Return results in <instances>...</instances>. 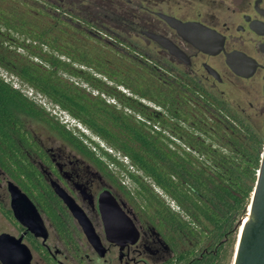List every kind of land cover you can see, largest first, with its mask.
<instances>
[{
  "label": "trees",
  "instance_id": "16d2710c",
  "mask_svg": "<svg viewBox=\"0 0 264 264\" xmlns=\"http://www.w3.org/2000/svg\"><path fill=\"white\" fill-rule=\"evenodd\" d=\"M89 26L68 22L45 0H0V70L65 111L127 165L90 140L100 150L96 155L84 134L74 135L0 75V169L62 240L75 243L79 233L68 227L72 218L46 203L52 191L30 159L36 143L14 112L17 105L85 158L106 169L116 166L131 182L120 190L172 253L160 264H232L264 136L228 101L193 80L163 84L153 66ZM117 173L111 169L108 175L119 185Z\"/></svg>",
  "mask_w": 264,
  "mask_h": 264
},
{
  "label": "flooded vegetation",
  "instance_id": "af4514ba",
  "mask_svg": "<svg viewBox=\"0 0 264 264\" xmlns=\"http://www.w3.org/2000/svg\"><path fill=\"white\" fill-rule=\"evenodd\" d=\"M45 1L60 11L68 22L90 24V32L94 35L146 66H153L163 84L189 79L206 89H216L226 82L234 83L238 93L228 102L256 134L264 136V0ZM152 35L160 38L161 42L155 41ZM219 94L223 96L224 92ZM32 137L36 146L30 150V159L52 191L46 203L57 214L69 215L72 223L68 227L79 233L75 236V243L62 240L46 214L0 169V187H6L9 207L5 208L1 202L0 205L9 211L10 217L0 210L19 228V236L30 243L41 261L46 264H97V258L106 260V256L115 249L118 250L119 262L125 264H147L148 261L160 264L172 255L160 234L143 220L132 200L120 190L119 186L126 185L125 182L117 185L115 179L108 175L110 166L106 169L85 158L68 143L84 158H78L61 147H46L33 134ZM9 181L20 187L36 206L43 221L45 218L49 222L61 247L47 244L50 232L45 221L48 237L43 241L26 232L14 217ZM52 182L83 210L97 233V228L104 233L99 205L101 195L108 191L138 230L137 241L120 251L118 246L106 241L105 235L103 240L98 233L106 248L105 256L100 257L68 207L54 192ZM85 246L91 250V255L84 253ZM107 261V264H112L111 258Z\"/></svg>",
  "mask_w": 264,
  "mask_h": 264
},
{
  "label": "water",
  "instance_id": "95a60500",
  "mask_svg": "<svg viewBox=\"0 0 264 264\" xmlns=\"http://www.w3.org/2000/svg\"><path fill=\"white\" fill-rule=\"evenodd\" d=\"M152 38L161 42L155 35H152ZM168 48L173 52L170 47ZM178 56L183 58L181 55ZM52 186L81 227L93 250L100 257H104L106 248L86 214L56 183L52 182ZM8 190L14 217L25 227L26 232L45 241L48 237L47 228L36 206L16 183L9 181ZM99 208L106 241L118 246L120 251L124 246L137 241L138 230L108 191L101 195ZM245 216H248V219L244 221L243 218L240 222L241 228L237 235L232 264H264V143L255 186ZM32 258V252L24 243L23 236L0 234V264H31Z\"/></svg>",
  "mask_w": 264,
  "mask_h": 264
},
{
  "label": "rangeland",
  "instance_id": "374dc122",
  "mask_svg": "<svg viewBox=\"0 0 264 264\" xmlns=\"http://www.w3.org/2000/svg\"><path fill=\"white\" fill-rule=\"evenodd\" d=\"M0 75L5 80L10 81L12 86L19 88L24 94H26L30 99H32L37 105L42 106L44 108V110L49 113L50 116H53L54 119H57L59 123L64 125L66 129L72 131L74 133V135L82 136L81 134H84L89 139V140L88 139L86 140V142H85L86 145H88L94 151V153L96 155L101 154L100 150L96 146H94V144H91L90 140L98 143L99 147L103 148L104 150L106 149L108 152H112L113 155H116V157L119 158V161H120V159H122V161H123L122 163L124 165H127V159L122 158L121 156H119V154L112 151L103 141H101L99 138H97L95 135H93L89 130H87L83 125L78 123L75 119L70 117L65 111L60 110L57 106L51 104L49 101H47V99H45L44 97H42L39 94H36L35 96H33V95L29 96V94H27L28 89L25 88V86L21 85L15 77L7 74L6 72L0 70ZM207 89L210 92H212L214 95H216L217 97H221L225 101H231V99L235 98L237 96V93H238L236 86L232 82H226L222 85H218L216 89H212L210 87H207ZM220 91L224 92L223 96H221L219 94ZM109 101L111 102L110 99H109ZM12 108H13L14 112L25 122L27 128L35 136V138L37 140H39L41 143H43L44 146L54 147V148L61 147V148L65 149L66 152L71 153L72 155H76L78 158H82V159L84 158L81 154L77 153L74 149H72L70 146H68V144L64 140H62L58 136V134L56 132H54L46 123L35 118L31 114H29L26 110H24L23 108H21L17 105H13ZM110 168L113 171H115L116 173L118 172L117 174L125 182V184L127 186H131L130 185L131 182H129V180L125 176H123V175H121V173H119L118 168L116 166L110 164ZM128 169L131 170V167L128 166ZM0 202L3 204V206L5 208L9 207V195L6 191L5 186L0 187ZM171 205L174 206L173 203H171ZM44 221H45L46 225L48 226V230L50 232V238H49L47 244L51 247H53V246L61 247L59 241L57 240V237L55 236V232L52 229V227L50 226L49 222L45 218H44ZM97 231L100 234V236L102 237V239L104 240L103 230L100 228H97ZM238 231H239V229H238ZM1 233H8V234H11L15 237H18L21 234L19 228H17V226H15V224L11 220L7 219L0 210V234ZM237 235H238V233H237ZM24 242L28 245V247L32 251V254H33L32 264H46L43 261H41L38 253L32 249V246L30 245V243L27 240H24ZM104 244L106 246H108V244L105 241H104ZM84 253L91 255L92 252L88 248V246H85L84 247ZM106 258L107 259L111 258L112 264H125V263L119 262L117 249L111 251V253H109L106 256ZM107 259L104 260V259L97 258L96 259L97 264H107V262H108ZM147 264H151V263L148 261Z\"/></svg>",
  "mask_w": 264,
  "mask_h": 264
},
{
  "label": "built area",
  "instance_id": "2783aa9c",
  "mask_svg": "<svg viewBox=\"0 0 264 264\" xmlns=\"http://www.w3.org/2000/svg\"><path fill=\"white\" fill-rule=\"evenodd\" d=\"M27 89H28L27 94H29V96H32V95L35 96L36 95L32 89H30V88H27ZM110 100H111V102H114L112 99H110Z\"/></svg>",
  "mask_w": 264,
  "mask_h": 264
},
{
  "label": "bare ground",
  "instance_id": "6f19581e",
  "mask_svg": "<svg viewBox=\"0 0 264 264\" xmlns=\"http://www.w3.org/2000/svg\"><path fill=\"white\" fill-rule=\"evenodd\" d=\"M248 219V216H244V221H246ZM240 228L241 227H239V231H240ZM239 231H238V233H239ZM236 246V245H235Z\"/></svg>",
  "mask_w": 264,
  "mask_h": 264
}]
</instances>
